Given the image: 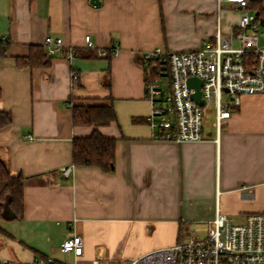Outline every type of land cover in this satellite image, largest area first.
<instances>
[{"label":"crops","instance_id":"0c3cea01","mask_svg":"<svg viewBox=\"0 0 264 264\" xmlns=\"http://www.w3.org/2000/svg\"><path fill=\"white\" fill-rule=\"evenodd\" d=\"M240 13L223 0H0V112L12 118L0 159L23 178L22 219L0 220V264H118L185 240L217 211L236 221L264 213V93L242 96L217 136L209 115L202 142L156 140L146 122L142 54L197 49L217 29L236 32ZM47 35L75 57L18 67ZM76 105L112 106L115 120L73 126ZM95 129L116 140L113 173L72 166L73 138ZM72 234L82 238L77 258L59 250Z\"/></svg>","mask_w":264,"mask_h":264},{"label":"built area","instance_id":"2783aa9c","mask_svg":"<svg viewBox=\"0 0 264 264\" xmlns=\"http://www.w3.org/2000/svg\"><path fill=\"white\" fill-rule=\"evenodd\" d=\"M223 1L241 12L236 32L226 35L217 29L213 39L203 40L197 49L167 52L158 47L140 57L144 97L151 105L146 122L156 140L205 141L208 136L204 128L209 125V115L213 116L217 136L221 123L239 106L242 96L264 93V43L261 42L264 23L261 25L262 19L251 9L252 0ZM84 41L86 47H93L88 35ZM6 43V37L1 36L0 46ZM43 49L47 57L60 55L69 61L76 54L75 48L49 35L44 38ZM111 51L114 55L117 50L113 47ZM99 54L105 56L103 52ZM248 55L252 56L251 60ZM157 64L167 67L168 76L163 71L157 74L158 78L152 76ZM189 78L200 81L202 105L192 98L195 89L188 86ZM69 171L64 169L62 176L67 178ZM59 250L80 257L81 236H68ZM30 264L60 263L46 256L35 257ZM91 264L110 263L106 259H94ZM118 264H264V213L245 214L234 221L217 211L207 222L203 236L190 235L172 246Z\"/></svg>","mask_w":264,"mask_h":264},{"label":"trees","instance_id":"16d2710c","mask_svg":"<svg viewBox=\"0 0 264 264\" xmlns=\"http://www.w3.org/2000/svg\"><path fill=\"white\" fill-rule=\"evenodd\" d=\"M33 1V0H30ZM251 9L257 16L264 21V6L262 0H252ZM7 43L0 46V55L5 51ZM249 60L252 59L248 55ZM50 58L45 54L41 47L31 49V53L21 59L16 60L18 67L22 68H45L49 65ZM141 64V61L139 60ZM163 71L166 76L167 67L158 65L151 72L154 78H158V73ZM109 71L105 74V83L110 87ZM72 124L73 126H98L108 124L115 120V112L112 106H72ZM11 115L6 112H0V128L10 124ZM115 143L112 138L103 137L98 130L88 137L73 138L72 140V166L97 168L104 173L114 172L115 162ZM23 217V178L21 176H12L0 159V220L16 221Z\"/></svg>","mask_w":264,"mask_h":264},{"label":"water","instance_id":"95a60500","mask_svg":"<svg viewBox=\"0 0 264 264\" xmlns=\"http://www.w3.org/2000/svg\"><path fill=\"white\" fill-rule=\"evenodd\" d=\"M90 4L92 6H99L100 5V0H90ZM261 25H263V20L260 21ZM187 84L189 87H194L195 92L192 94V98L197 101L199 105H202L203 102L199 100L200 92H199V87H200V81L195 79V78H189L187 81Z\"/></svg>","mask_w":264,"mask_h":264},{"label":"rangeland","instance_id":"374dc122","mask_svg":"<svg viewBox=\"0 0 264 264\" xmlns=\"http://www.w3.org/2000/svg\"><path fill=\"white\" fill-rule=\"evenodd\" d=\"M163 79H165V78H163ZM209 119H211V117H210ZM234 221H236V220H234ZM205 228H206V227H205ZM205 228H204V227H199V228L197 229L198 231H196L194 235H196V236H198V237L203 236Z\"/></svg>","mask_w":264,"mask_h":264}]
</instances>
